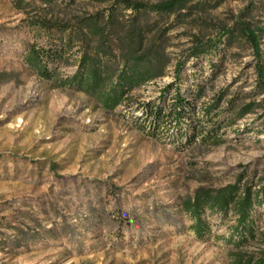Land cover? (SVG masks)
Instances as JSON below:
<instances>
[{"label": "rangeland", "instance_id": "374dc122", "mask_svg": "<svg viewBox=\"0 0 264 264\" xmlns=\"http://www.w3.org/2000/svg\"><path fill=\"white\" fill-rule=\"evenodd\" d=\"M18 1L0 0V264H229L233 213L206 212L210 232L200 240L182 202L201 189L237 183L258 189L264 179V95L257 72L264 65V36L259 56L242 37H225L240 21L264 28V0H253L257 9L250 14L251 0H196L180 21L120 17L119 28L104 38L116 55L135 24L148 31V47L156 43L168 64L163 78L132 91L114 112L40 78L26 56L31 47L55 48L67 39L54 27L65 26L78 36L49 67L58 68L60 79L73 75L77 51L100 41L83 27L86 19L109 11L116 0ZM219 39L218 51L190 58L198 44ZM169 85L180 87L200 119L221 98L212 117L220 122L222 144L189 145L175 130H152L144 109L169 107L172 96L161 100ZM250 103L255 107L242 114ZM256 211L264 233V205ZM261 250L263 242L245 251Z\"/></svg>", "mask_w": 264, "mask_h": 264}, {"label": "trees", "instance_id": "16d2710c", "mask_svg": "<svg viewBox=\"0 0 264 264\" xmlns=\"http://www.w3.org/2000/svg\"><path fill=\"white\" fill-rule=\"evenodd\" d=\"M196 0H165L158 4H149L132 0H116L112 8L107 12H99L88 19L83 27L91 34L98 36L100 41L94 49L77 51V71L63 79L59 78L58 68H50V63H59L66 52L74 46L77 34L68 33L65 26L55 25L63 34H68L67 39H61L55 48L43 49L31 47L26 56L28 66L42 79L53 81L58 88H68L85 94L95 100L100 107L108 112H114L118 107L126 104L132 91L139 89L149 82L163 78L167 68V61L162 56V50L156 43L147 45L148 31L132 24L124 40L120 41L119 55L106 45L104 38L110 30L119 28L120 17H131V23L140 18L153 14L156 16H175L180 21L185 9H191L192 2ZM26 0H19L24 4ZM26 4V3H25ZM257 9V5L251 0L246 10L250 14ZM130 11L129 15L122 13ZM103 23V26L100 25ZM239 36L246 40L259 56L260 38L264 36V28H253L250 22H237L236 32H229L225 37ZM223 38V37H222ZM126 41V42H125ZM223 44V39L207 44L200 43L193 49L190 58L200 59L213 51H218ZM261 59V58H260ZM184 62L178 63L176 76H180V70ZM258 89L264 95V65L257 67ZM199 93V91H198ZM164 98L172 96L173 102L168 106H155L148 104L145 107V115L151 119L152 130H175L179 139L187 138V144L197 143L205 146H218L222 144L219 137L220 122L213 119L218 112H212L219 108L221 98L207 108L201 119L196 117L194 106L189 97L182 94L180 87L169 85L162 91ZM257 106V105H256ZM264 108V98L260 104ZM255 107L250 103L242 110V114L250 112ZM187 122L191 129L186 130ZM264 205V179L261 186L240 185L239 183L219 190L201 189L193 197L182 202V210L188 215L193 224L191 229L198 239H204L210 232V226L205 217L210 214L228 215L230 212L235 217V223L230 227V233L226 240L229 246V264H264V251L248 253L245 251L252 244L264 243V233L257 225L254 214L258 206Z\"/></svg>", "mask_w": 264, "mask_h": 264}]
</instances>
